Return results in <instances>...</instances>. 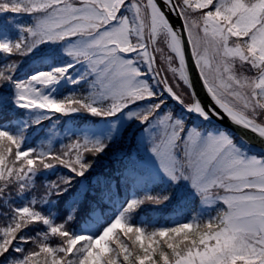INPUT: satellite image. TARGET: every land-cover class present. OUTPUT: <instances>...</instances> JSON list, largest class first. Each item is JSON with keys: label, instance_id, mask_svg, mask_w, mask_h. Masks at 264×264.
<instances>
[{"label": "snow or ice", "instance_id": "1", "mask_svg": "<svg viewBox=\"0 0 264 264\" xmlns=\"http://www.w3.org/2000/svg\"><path fill=\"white\" fill-rule=\"evenodd\" d=\"M260 0H16L9 4L0 0V11L11 9L35 14L33 23L19 25L21 35L16 40H0V51L22 55L46 42L76 37L65 52L75 61L86 65V72L72 83L91 75V91L84 95H69L55 99L42 88L68 74L71 64L37 71L25 80H16L15 102L27 108H39L58 113L79 110L99 115H112L143 98L161 93L153 90L137 61H143L154 79L168 93L195 111L208 117L210 112L224 114L234 123L247 128L264 140V9ZM180 18L174 26L169 16ZM249 21L246 30L237 34L233 25ZM166 37L165 49L159 48ZM178 42V47H177ZM259 45V46H258ZM198 69L201 82L211 105L200 103L191 90L192 103H185L168 82L159 75L158 61H167L168 70L178 83L190 86L186 54ZM236 62L248 65V72L236 70ZM15 62L0 67V84L12 81ZM71 79V77H69ZM39 84L41 87H37ZM181 84V83H180ZM97 101H107L100 104ZM163 100L139 110L128 111V117L144 122L155 117L159 132L152 138L151 152L155 154L167 176L177 182L188 180L206 197L213 187L220 191L216 201L223 204L217 219L224 228L236 230L237 238L229 247L201 253L195 245L183 249L174 245L169 234L185 229H198L193 221L152 231L133 225L135 236L113 233L115 225L127 223L125 213L134 209L142 199L159 202L167 196H146L130 200L126 208L98 235L73 234L64 223H52L30 204L13 207L12 219L0 226V256H4L17 239L34 245L27 251L17 247L22 255L9 264H86L93 242L111 234L106 242L100 264H231L234 255L258 257L255 264H264V155H248L224 131L206 134L199 128L187 127L171 112L159 113ZM239 113V116L234 115ZM242 117V118H241ZM22 137L0 130V182L17 181L19 191L28 187L38 168L54 164L65 165L83 175L91 166L87 154L98 153L105 142L87 136L78 137L58 150H21ZM249 174L258 177L248 180ZM72 177H64L67 184ZM259 184V190L255 185ZM64 191L55 182L49 188ZM35 203V201H33ZM71 219V217H69ZM43 222L47 232L39 239L27 237L22 229ZM213 222L212 218L209 223ZM49 235L62 243H50ZM163 241V245L161 242ZM243 264V261H237Z\"/></svg>", "mask_w": 264, "mask_h": 264}, {"label": "rangeland", "instance_id": "2", "mask_svg": "<svg viewBox=\"0 0 264 264\" xmlns=\"http://www.w3.org/2000/svg\"><path fill=\"white\" fill-rule=\"evenodd\" d=\"M241 3H243L241 1ZM258 9H264V0L260 1L257 5ZM19 35H21V31L18 33ZM12 36L10 35V32L4 29H0V40H4V39H10L11 40ZM262 43H264V40L261 41ZM75 43V41H71L66 43L64 50L62 51V54L58 57V62L54 65V66H62V65H68V64H72V63H76L77 61H75V59L70 56V55H66L67 53L65 52V49L69 46V44ZM259 46V45H258ZM161 49H165L163 55H167V50H166V45L165 43L161 40V43L158 46ZM162 64V66L164 67V69H166V71L172 75L173 77H175V74L171 71L168 70V64L167 61H163L160 62ZM137 64L139 65L141 71L142 70H146V74H143L141 78L146 79L149 81V83L151 84V86L153 87V89L157 90V91H161V88L157 82L156 79H154L153 73L151 71H149L147 69V65L146 63H144L143 61H137ZM49 69L51 68V66L48 67ZM71 71V72H70ZM68 71V74L70 73V75L68 76V74L61 78L59 81H55L52 84L45 86L42 88V91L44 94H48L51 95L53 98L56 97V94L60 91V88L62 85L64 84H69L71 82V80L76 79L78 76H83L84 73L86 72V65L84 63H81L79 66L75 67L74 69ZM36 71H34L33 73H35ZM32 73V74H33ZM69 77H71V79H69ZM84 78L88 79L87 80V85L89 86V89L91 91V87H90V82L93 79V76L88 75V76H84ZM37 87H41L39 84L36 85ZM16 95V93H15ZM97 102H101V101H97ZM143 102V101H142ZM148 104L146 102L140 103L138 105H136L135 107L131 108L128 111H133V110H139L142 108L147 107ZM39 112V115L41 114V111L39 110H35ZM126 111L124 114L120 115L119 117L116 118H111L109 117L108 120L106 122H102L99 123V125H95V126H90L88 128H86L84 130V134L85 136L89 137V138H93V139H103L105 137L107 138H112L115 137V135L120 134V132L122 131V128L124 127V125L129 122L132 118L128 117L127 112ZM164 112H171V109H165L164 111H159L160 114H163ZM172 116L174 118H179L182 120V118L173 115ZM155 119V117H152L149 120V124L140 132V134H138L137 136V143H138V149L140 151V154L143 155V158L140 159V162L142 164H144L146 167L150 168L153 172L155 176H158L160 178H163L167 181L170 180V178L167 176V174L163 171V169L160 166V162L158 160V158L155 156L154 153L151 152V144H152V138L153 136H155L156 134H158L159 132V125L154 123L153 120ZM188 127V125H186ZM2 127H5V125H3ZM72 125L68 124V129H71ZM193 127V126H192ZM195 127L201 129L205 134L209 131L215 132V133H219L220 131H224L225 130H215V129H211L208 127H205L204 125H196ZM47 131L52 132L51 134H49V138L52 139V142H54L55 140H57L58 138L62 137L66 131H60V129L58 128L57 124H54L52 127H50L49 129H47ZM227 133V132H226ZM228 134V133H227ZM237 144V143H236ZM243 151L246 152V154L248 155H252L247 153V149L245 147H242L241 144H237ZM248 180H256L258 179L257 176L249 174L247 177H245ZM183 180V179H182ZM184 183H186L187 185H191V182L188 180H183ZM125 182V186L128 190V194L125 200H121V199H117L115 201L116 205L118 206L117 210L115 211V213L108 218L105 221H101V223L99 224H93V232L98 235L105 226H107V224L111 223L112 220L115 219V217L121 213L127 206L128 202L130 200L136 199L137 195L136 193L133 191L132 189V184L124 181ZM260 185L256 184L255 188L257 190L260 189ZM211 190V189H210ZM216 195H213V193L211 191L208 192L207 194V201L205 202L204 200H202L201 202V208L200 211H210L212 206L214 204H216ZM223 207V204L221 206V208ZM119 226L115 225V227L113 228V230ZM226 230V228L222 227V229L218 232V233H222ZM110 235V234H109ZM108 236H105L101 239H97L95 242L97 241H105L108 239ZM216 239V243L215 246L213 245L212 247L209 248V250H204L202 252L197 253L196 258L199 259L200 258V254L201 253H207L209 251H213V250H218V249H222L225 247H229L231 245H226L225 242L222 240L221 243L219 245H217V238L215 236ZM235 256V255H234ZM234 256L232 257V259L234 258ZM247 257H255V256H249V255H245ZM231 259V260H232Z\"/></svg>", "mask_w": 264, "mask_h": 264}, {"label": "trees", "instance_id": "3", "mask_svg": "<svg viewBox=\"0 0 264 264\" xmlns=\"http://www.w3.org/2000/svg\"><path fill=\"white\" fill-rule=\"evenodd\" d=\"M7 2L9 4H12V3H15L16 0H7ZM6 58L9 59L10 57L6 56ZM20 64L21 62L18 61L17 65H20ZM21 135H23V133H21ZM106 157H107L106 155H99L96 153L87 154L85 158L87 160H90L92 163L89 169H87L84 172L83 176H87L88 174H91L92 172L93 173L101 172L99 170L100 168L110 167L112 169L116 163L118 164L120 163L119 161H112L110 164L102 163ZM99 163H102V164L99 165L97 168H95V166ZM54 165L60 166V171L59 173H56L57 175L60 174L62 177H72V179L69 181L70 183H75L78 181V178H77L78 174L72 172L71 169L61 164H54ZM79 176H82V175H79ZM15 193H16L15 187L13 184H11L10 179L4 182H0V207L2 205V201L4 198L8 199V201H13L14 199L13 195ZM52 196L55 200L57 199L56 202L59 204V203H64V202L66 203L69 200L71 194H68L66 190H64V191H55L54 195ZM6 216H9V215H6ZM2 225H5V224L0 222V226ZM120 232L121 231H118L116 232V234H119ZM124 233L130 234L133 236L136 235L135 231L132 229H127ZM210 233H211V230H207V229L201 232L196 231V229H185L181 233H178V234L177 233L169 234L167 239H171L174 245H176L180 249H183L185 245H195L199 248L203 244L205 237H207ZM22 234L28 237L32 235H36V233L31 231L29 228H25L22 231ZM52 243L60 244L62 243V241H60L59 238L56 237L55 240L53 239ZM33 244L34 243L32 242H22L21 240L17 239L16 241H14L12 247L9 248L8 252L4 256H0V264H9L10 261H14L16 258L20 257L22 253H18L15 251L17 247L23 248L25 251H27L33 246ZM161 244L163 245V241L161 242ZM104 253H105V246L103 248V251H100V249H95L93 251L89 250V257L86 261V264H100V258L101 256L104 255Z\"/></svg>", "mask_w": 264, "mask_h": 264}, {"label": "water", "instance_id": "4", "mask_svg": "<svg viewBox=\"0 0 264 264\" xmlns=\"http://www.w3.org/2000/svg\"><path fill=\"white\" fill-rule=\"evenodd\" d=\"M169 19L174 26H180V18H178L175 14H170ZM177 42V47H178ZM186 63L188 64V75L190 79V86L192 90H195V93L199 96L200 103L204 105H211V100L206 92L205 88L202 85L201 78L199 76L198 69H196L195 64L191 61L190 52L186 54ZM190 111V110H189ZM196 113L195 111H192ZM197 115L212 121L213 123L226 125L230 128L236 130L242 137H244L247 141H249L253 146L256 148L264 151V140H262L259 136H257L252 131L239 126L238 124L234 123L231 119H229L224 114H216L214 111L210 112L208 117L201 115L200 113H196Z\"/></svg>", "mask_w": 264, "mask_h": 264}, {"label": "clouds", "instance_id": "5", "mask_svg": "<svg viewBox=\"0 0 264 264\" xmlns=\"http://www.w3.org/2000/svg\"><path fill=\"white\" fill-rule=\"evenodd\" d=\"M250 22L249 21H244L242 18V22H238L237 24L233 25V29L237 34L241 33V30H246L247 27L249 26ZM223 211V209L221 210V212ZM180 227L182 229L184 228H188L189 225L187 224H181ZM207 238V237H205ZM216 238H217V245H219L221 243V241L223 240L225 242L226 245H231L232 242L237 238L236 235V230H228L226 229L224 232L222 233H217L216 234Z\"/></svg>", "mask_w": 264, "mask_h": 264}]
</instances>
